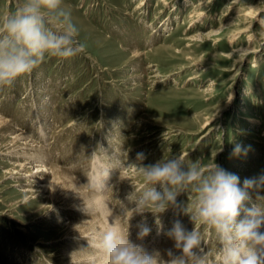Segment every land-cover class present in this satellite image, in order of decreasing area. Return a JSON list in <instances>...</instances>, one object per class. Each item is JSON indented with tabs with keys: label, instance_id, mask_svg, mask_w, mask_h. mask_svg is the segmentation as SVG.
Here are the masks:
<instances>
[{
	"label": "rangeland",
	"instance_id": "374dc122",
	"mask_svg": "<svg viewBox=\"0 0 264 264\" xmlns=\"http://www.w3.org/2000/svg\"><path fill=\"white\" fill-rule=\"evenodd\" d=\"M229 1L169 0L163 6L158 0H64L87 53L70 60L48 57L11 87L0 88V114L71 176L64 177L67 186L52 178L46 191L24 192L21 172L13 173L23 157L0 155V264H70L76 248H87L89 243L66 235L103 216L100 208L96 213L82 208L90 205L83 190H94L99 165L114 169L102 193L125 230L131 211L121 202L133 207L126 196L141 190L139 152L145 165L178 154L186 164L210 165L214 158L240 177L241 186L264 174V0ZM22 2L0 0V23ZM253 18L249 37L245 28ZM247 45L249 50L234 52ZM234 143L251 146L247 155L232 156ZM250 194L255 200L264 190ZM194 199L193 192L177 198L184 204ZM45 201L62 207L49 213ZM71 202L76 210L65 206ZM145 216L152 231L142 244L163 248L165 259L168 249L179 254L165 233L177 219L191 231L189 217L169 208L158 217L163 225L158 234L157 217ZM140 220L129 221L134 242ZM195 227L209 264H220L215 233Z\"/></svg>",
	"mask_w": 264,
	"mask_h": 264
},
{
	"label": "clouds",
	"instance_id": "9594fccd",
	"mask_svg": "<svg viewBox=\"0 0 264 264\" xmlns=\"http://www.w3.org/2000/svg\"><path fill=\"white\" fill-rule=\"evenodd\" d=\"M86 53L87 46L79 38L64 0H23L0 23V88L11 87L48 57L70 60ZM250 147L234 143L231 155L246 156ZM145 159L143 152L137 153L141 190L134 189L126 196L133 207L121 202L123 209L131 211L127 229L114 221L92 238L100 264H209L197 223L215 233L220 264H264V196L258 194L253 200L250 194V190H264V174L244 179L241 186L240 177L215 163L214 158L210 165L201 160L186 164L182 154L146 165ZM113 171L110 165H99L92 187L107 186ZM189 192L195 195L191 204L178 202V196ZM169 208L180 209L194 227L189 231L179 219L174 221L165 234L174 241L179 254L168 249L165 259L158 250L149 251L130 239L129 221L133 216L141 217L136 225L137 239L143 240L152 231L145 213L157 217L159 234L163 226L158 217Z\"/></svg>",
	"mask_w": 264,
	"mask_h": 264
},
{
	"label": "bare ground",
	"instance_id": "6f19581e",
	"mask_svg": "<svg viewBox=\"0 0 264 264\" xmlns=\"http://www.w3.org/2000/svg\"><path fill=\"white\" fill-rule=\"evenodd\" d=\"M168 1L169 0H158V2L163 4V6H166ZM235 1L236 0H230L228 4L231 5ZM142 3L146 4L147 1H144ZM202 3L203 2H200L199 5H201ZM253 10H254L253 7L250 8L248 11L246 10L247 11V12H245L246 15H249L250 13H252ZM202 15H203L202 13L199 14V16H202ZM255 18L252 19L253 20V22L251 21L252 24L249 25L247 28H245L246 30L252 32V30H249V29L252 28L254 22L256 21V20H254ZM164 24H166V23H164ZM243 31H245V30H243ZM207 34L208 35L214 34V31H211ZM253 34L254 33L252 32V34H250L249 37H253L254 36ZM235 39L236 38H234L232 40V42L235 41ZM249 49L250 48L247 45V47L242 46L238 49H235L234 52L238 53V52L249 50ZM135 53L137 56H140V55H143L144 52L140 51V49H137ZM10 121L11 120L5 118L4 116H2L0 114V135L2 136L3 139H5L4 141L0 142V155L1 156L6 155V156H11V157L12 156L13 157H23V162L22 163H16L15 169L13 171L14 174L21 172V174H19L20 175L19 177H22L21 185L25 187V189L23 191L24 192H30V193L31 192H37V191L38 192L39 191H46V189L52 184V178L57 180L60 184H62V185L64 184L67 186L68 183L66 182L64 177H65V175L71 176L69 171L65 170L64 168H61L60 166H57L55 164H51L50 163L51 160L49 157L51 155H49V153H48L49 156L47 155V152H45L46 150L44 149V147L36 144V141L29 140L28 139L29 136H27L25 133L26 131L24 132V131L19 130L20 128H18V129L15 128L14 125L12 124V122H10ZM211 123H212V120L207 121L204 124V127H208ZM8 135H10V137ZM7 136L9 137V139H8L9 141L6 140ZM28 164H31L33 167H30V168L27 167ZM94 167H95V164H94ZM16 170H19L20 172L16 171ZM48 175H52V176L48 177ZM105 190H106V187H103L100 189L94 188V190L91 191L90 193L87 190H83V195L88 197L87 200H88V203L90 205L83 206L82 208L88 213H96V212H98V210H96V209L100 208V209H102L101 214L103 216L94 217L95 218L94 220L96 222L92 226H90L88 228L77 229L75 231H70L66 235V238H70L71 240L76 239V240L85 241V243L86 242L89 243V246L87 248H76L74 250V253H72L71 259L69 261L70 264H94V258H95V264H100L99 250L92 246L93 236L94 235L98 236L100 233L104 232L106 230V228L110 227L114 221H115V223L120 225L122 228H124L121 225V223L119 221V217L117 216L116 212L112 209V207L110 205L111 203H109V201H108L107 193H102ZM46 197L48 198L50 196L47 195ZM28 198L29 197L27 196L26 199L24 200V202H26L28 200ZM49 202L50 201L44 202L45 206L48 209L47 212H49V213L53 212L54 209H58L59 207H62V205H60V206L56 205L55 201H52L50 203ZM46 203H49V204H46ZM65 206H70L69 208H71V209L78 208L77 205L72 203V202L70 204L66 203ZM65 224L68 226V228H70V230L75 228V224H73V222H71V221H68ZM131 229H133V228H131ZM162 230H163V228H162ZM131 232H132V230H131ZM164 233H165V231H164ZM134 239H135V237H134ZM152 240H154V239H152ZM135 242L136 243H143L142 240L139 241L138 239L135 240ZM144 243L145 244H143V245L148 250L150 249V247H152L151 248L152 250H155L153 248V245H151L147 242H144ZM155 245H156V243H155ZM148 246H150V247H148ZM157 250L160 253L163 252V248H161V249L157 248ZM70 254H71V252H70ZM162 256H163V254H162Z\"/></svg>",
	"mask_w": 264,
	"mask_h": 264
}]
</instances>
